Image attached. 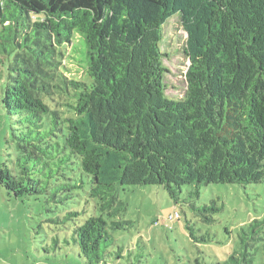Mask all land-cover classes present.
I'll list each match as a JSON object with an SVG mask.
<instances>
[{
    "label": "trees",
    "instance_id": "1",
    "mask_svg": "<svg viewBox=\"0 0 264 264\" xmlns=\"http://www.w3.org/2000/svg\"><path fill=\"white\" fill-rule=\"evenodd\" d=\"M175 16L190 61L179 99L165 94L161 49ZM0 51L12 55L0 103L20 124L16 168L0 165V187L66 207L58 251L85 264L131 254L111 233L131 224L120 197L130 186L159 185L211 224L210 208L193 203L201 187L264 184V0H0ZM87 183L91 214L68 206ZM263 225L227 230L216 260L175 255L173 264H264Z\"/></svg>",
    "mask_w": 264,
    "mask_h": 264
},
{
    "label": "rangeland",
    "instance_id": "2",
    "mask_svg": "<svg viewBox=\"0 0 264 264\" xmlns=\"http://www.w3.org/2000/svg\"><path fill=\"white\" fill-rule=\"evenodd\" d=\"M186 38L187 33L178 16L164 24L161 49L166 54L164 63L168 87L165 94L172 99L183 97L187 86L186 72L190 61L184 52ZM74 42L78 48L75 53L80 58L85 44L82 39L77 42L75 38ZM11 59V54L0 51V95ZM63 62L70 76L83 78L82 68L76 65L78 61L75 58L66 56ZM16 119L8 115L0 103V165L6 164L11 171L16 168L18 153L14 134L18 133L20 124ZM84 188L80 190L81 196L69 202L68 206L91 214L95 203L87 193L89 184ZM186 193L187 188L183 187L181 198ZM120 197L127 203L122 218L131 224L124 230H112L111 233L125 254L128 251L132 253L120 262L112 259L107 264H136L138 260H147L150 264H173L175 255L182 258L204 256L207 261L216 260L229 250L227 230L236 237L243 225L264 219V184H210L201 187L200 197L193 203L210 208L207 213L214 219L211 224L196 211L192 212L186 203L175 204L159 185L130 186L121 192ZM65 208L57 209L44 199L17 198L0 187V264H85L76 258L72 249L65 253L62 244L59 253L58 245L52 239L64 231L58 219L62 212H66ZM176 213L179 217L167 219ZM187 220L195 236H205L207 242L190 240L184 227ZM139 238L143 241L141 249L136 247Z\"/></svg>",
    "mask_w": 264,
    "mask_h": 264
},
{
    "label": "built area",
    "instance_id": "3",
    "mask_svg": "<svg viewBox=\"0 0 264 264\" xmlns=\"http://www.w3.org/2000/svg\"><path fill=\"white\" fill-rule=\"evenodd\" d=\"M175 217H179V214L178 213H176L175 215H171L170 214L167 219L168 220H173Z\"/></svg>",
    "mask_w": 264,
    "mask_h": 264
}]
</instances>
